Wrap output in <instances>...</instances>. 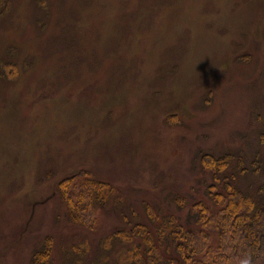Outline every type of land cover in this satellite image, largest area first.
Returning a JSON list of instances; mask_svg holds the SVG:
<instances>
[{
    "label": "rangeland",
    "instance_id": "rangeland-1",
    "mask_svg": "<svg viewBox=\"0 0 264 264\" xmlns=\"http://www.w3.org/2000/svg\"><path fill=\"white\" fill-rule=\"evenodd\" d=\"M206 154L232 157L241 188L264 183V0L0 10V264H33L48 241L47 264L131 263L112 234H154L146 205L205 231L190 207L217 213ZM66 179L92 192V229L63 199Z\"/></svg>",
    "mask_w": 264,
    "mask_h": 264
},
{
    "label": "trees",
    "instance_id": "trees-1",
    "mask_svg": "<svg viewBox=\"0 0 264 264\" xmlns=\"http://www.w3.org/2000/svg\"><path fill=\"white\" fill-rule=\"evenodd\" d=\"M8 1L0 0L1 11ZM231 160L228 155L223 158L202 155L204 171L213 175L208 195L217 213L209 208L202 209L204 203L200 201L190 207L191 210L192 207L193 210L196 207L201 210L197 222L192 218L195 221L193 227L198 223L206 230L211 229L216 236L212 238L206 230L186 231L174 215L159 216L146 205L145 213L154 226V234L148 226L139 223L128 231L112 234L111 241L117 240L126 247L132 245L133 259L127 264H241L244 259H249L250 264H264V183L256 189L241 188L237 175L226 176ZM254 166L253 172L262 168L261 162H255ZM85 184L76 179H66L59 183V187L69 208L80 212L82 222L92 229L89 221L92 207L89 203L93 195L84 187ZM100 185L104 189H112L109 184ZM95 199L101 205L107 201L101 193ZM51 255L52 245L48 241L45 250L35 254L33 264H47Z\"/></svg>",
    "mask_w": 264,
    "mask_h": 264
},
{
    "label": "clouds",
    "instance_id": "clouds-1",
    "mask_svg": "<svg viewBox=\"0 0 264 264\" xmlns=\"http://www.w3.org/2000/svg\"><path fill=\"white\" fill-rule=\"evenodd\" d=\"M241 264H250V260L249 259H244L243 261H241Z\"/></svg>",
    "mask_w": 264,
    "mask_h": 264
}]
</instances>
